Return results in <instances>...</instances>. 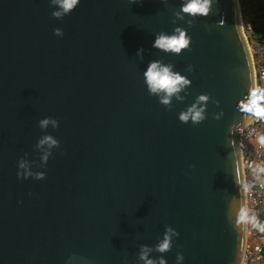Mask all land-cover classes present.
<instances>
[{
	"label": "water",
	"instance_id": "95a60500",
	"mask_svg": "<svg viewBox=\"0 0 264 264\" xmlns=\"http://www.w3.org/2000/svg\"><path fill=\"white\" fill-rule=\"evenodd\" d=\"M182 2L81 0L56 19L51 0H0V264H140L141 245L155 247L169 226L179 236L167 264L178 254L243 263L237 131L255 118L238 105L255 77L241 6L211 0L189 24L175 16ZM176 27L191 37L187 50L152 47ZM153 60L191 81L170 107L144 84ZM201 95L206 120L180 122ZM46 117L59 128L42 132ZM45 134L60 142L47 163ZM22 158L46 179L18 178Z\"/></svg>",
	"mask_w": 264,
	"mask_h": 264
},
{
	"label": "clouds",
	"instance_id": "9594fccd",
	"mask_svg": "<svg viewBox=\"0 0 264 264\" xmlns=\"http://www.w3.org/2000/svg\"><path fill=\"white\" fill-rule=\"evenodd\" d=\"M140 0H129L130 4H139ZM81 0H51V5L55 11L52 15L56 19H63L65 16L72 14L80 5ZM167 3V0H162ZM211 0H183L179 11L175 16L179 20H187L190 24L196 17H207L210 14ZM55 35L63 36L61 29L55 30ZM191 37L182 27H176L172 33L160 32L156 34L152 47L165 53L182 54L190 47ZM145 50L139 49L137 55L141 60L144 58ZM144 84L149 95L158 98L159 103L163 106L170 107L173 100H182L180 95L191 84V81L179 72L174 70L170 64H165L160 60H153L148 63L146 70L143 72ZM208 97L201 95L197 98L196 103L189 106L186 111L179 114L178 119L184 124L191 122L193 125H199L206 120V106ZM238 109L246 114L249 118H255L264 121V88L254 87L249 94L239 102ZM223 113L216 115L219 120ZM39 128L42 132L47 133L49 128L58 129L59 121L52 117H46L39 121ZM258 143L264 147V135L259 136ZM60 147V142L51 134L43 135L37 142V148L44 150L42 157L43 162L47 163L49 156L54 149ZM18 178L36 180L46 179L44 172H34L32 162L22 158L19 161ZM253 177L256 181L264 184V163H257L252 167ZM251 185L244 184L242 190L247 192ZM238 223L243 225L251 224L254 228L264 231V224L258 222L254 215H249L246 207H241L238 213ZM179 233L173 228L166 227L163 238L159 240L155 247L141 245L138 260L140 264H167L164 254L168 253L173 246V238L178 237ZM161 254L159 258H153V253ZM176 264H184V256L178 254Z\"/></svg>",
	"mask_w": 264,
	"mask_h": 264
},
{
	"label": "built area",
	"instance_id": "2783aa9c",
	"mask_svg": "<svg viewBox=\"0 0 264 264\" xmlns=\"http://www.w3.org/2000/svg\"><path fill=\"white\" fill-rule=\"evenodd\" d=\"M264 2V0H262ZM242 29L252 58L255 87L264 88V37L256 25L242 16ZM264 135V121L255 119L254 123L237 131V141L241 149L244 184L251 185L246 192V204L249 215H254L264 224V184L253 177L252 167L264 163V147L258 143V137ZM242 264H264V231L246 225V243Z\"/></svg>",
	"mask_w": 264,
	"mask_h": 264
},
{
	"label": "rangeland",
	"instance_id": "374dc122",
	"mask_svg": "<svg viewBox=\"0 0 264 264\" xmlns=\"http://www.w3.org/2000/svg\"><path fill=\"white\" fill-rule=\"evenodd\" d=\"M242 16L252 21L257 28L264 29V2L262 0H239ZM264 37V30L260 32Z\"/></svg>",
	"mask_w": 264,
	"mask_h": 264
}]
</instances>
